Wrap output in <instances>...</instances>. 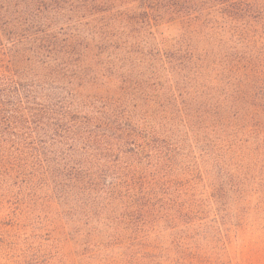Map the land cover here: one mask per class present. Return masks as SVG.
I'll use <instances>...</instances> for the list:
<instances>
[{"label": "rangeland", "instance_id": "obj_1", "mask_svg": "<svg viewBox=\"0 0 264 264\" xmlns=\"http://www.w3.org/2000/svg\"><path fill=\"white\" fill-rule=\"evenodd\" d=\"M10 1L0 0V75L38 71V45L49 52L40 60L69 68L57 81L74 101L117 103L133 121L166 125L178 146L172 175L190 178L199 226L190 236L208 251L203 264H264V0H246L252 6L236 15L200 0ZM177 52L199 60L177 74L181 64L153 66L178 111L150 97L144 62ZM213 79L236 110L221 103L224 120L204 123ZM73 220L45 187L1 190L0 264H124L116 243Z\"/></svg>", "mask_w": 264, "mask_h": 264}, {"label": "trees", "instance_id": "obj_2", "mask_svg": "<svg viewBox=\"0 0 264 264\" xmlns=\"http://www.w3.org/2000/svg\"><path fill=\"white\" fill-rule=\"evenodd\" d=\"M207 1L211 8H231L235 15L252 6L246 0L200 3ZM44 50L48 52L38 45L33 49L38 71L26 67L11 78L0 75V191L45 187L73 221L88 226L107 243H116L124 264H203L208 251L192 237L199 226L190 185H185L190 178L181 169L172 175L171 159L178 146L170 144L167 126L133 121L117 103L74 101L57 81L69 68L57 59L40 60ZM176 54L168 62L165 57L144 62L150 97L171 103L178 111L174 87L159 84L161 77L153 66L181 64L171 69L177 74L182 65L199 60ZM195 76L200 77L201 70ZM213 81L209 107L214 111L202 117L204 123L223 121L221 110L227 104L236 110L237 99H227L224 82ZM224 112L228 114V108ZM191 117L182 119L186 123Z\"/></svg>", "mask_w": 264, "mask_h": 264}]
</instances>
